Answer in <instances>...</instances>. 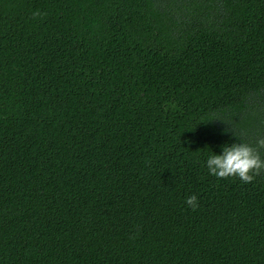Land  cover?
<instances>
[{"label": "trees", "instance_id": "obj_1", "mask_svg": "<svg viewBox=\"0 0 264 264\" xmlns=\"http://www.w3.org/2000/svg\"><path fill=\"white\" fill-rule=\"evenodd\" d=\"M235 139L264 0H0V264H264V172L204 166Z\"/></svg>", "mask_w": 264, "mask_h": 264}, {"label": "clouds", "instance_id": "obj_2", "mask_svg": "<svg viewBox=\"0 0 264 264\" xmlns=\"http://www.w3.org/2000/svg\"><path fill=\"white\" fill-rule=\"evenodd\" d=\"M218 147L219 151H212L204 162L209 175L221 178L233 176L249 183L254 176L264 172V155L261 154V150H264V139H259L255 146L235 139ZM186 204L195 210L198 206L197 197L190 196Z\"/></svg>", "mask_w": 264, "mask_h": 264}]
</instances>
